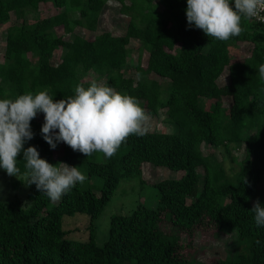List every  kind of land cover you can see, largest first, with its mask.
Masks as SVG:
<instances>
[{
  "label": "trees",
  "instance_id": "1",
  "mask_svg": "<svg viewBox=\"0 0 264 264\" xmlns=\"http://www.w3.org/2000/svg\"><path fill=\"white\" fill-rule=\"evenodd\" d=\"M109 1L128 17L124 33L104 30L92 38L75 35L72 40L57 33V27L65 34L76 27L96 31ZM47 2L58 12L24 22L29 11L36 12ZM186 6V0H0V25L7 24L12 13L22 20L7 28L0 60V99L47 91L55 102L74 96L84 74L98 76L104 78L102 85L134 97L150 116L165 109L175 129L130 135L106 161L94 160L93 154L85 157L58 143L57 161L84 165L88 176L100 177V194L92 186L77 184L51 207L52 200L33 184L28 192L30 208H23L19 201L0 202V264H197L181 253L179 233L191 239L198 227L207 226L219 232L226 227L236 229L239 250L231 259L202 264H264V227L255 225L249 204L264 177V80L259 76L264 64V27L242 17L239 36L217 41L187 26ZM74 12L78 17H71ZM132 40L148 51L145 66L139 57L136 73L168 79L165 100L155 80L125 76L122 68ZM239 41L252 43L250 54L232 61L230 44ZM58 50L60 60L54 63ZM226 69L227 81L219 84ZM203 98L212 104L202 106ZM224 98L230 99L228 108L223 106ZM43 123L38 114L30 121L34 137L23 147H36L39 158L52 164L56 148L43 140ZM203 143L224 149L238 166L236 174L231 175L222 161L205 155ZM239 145L244 147L240 160L231 154L232 147ZM145 163L184 174L153 183L159 195L155 207L140 204L130 214H113L107 240L97 245L93 220L123 178L147 182ZM24 164L21 153L17 156L21 174ZM197 167H202V174ZM189 197L194 199L188 202ZM76 212L90 216L85 242H72L62 227L63 216Z\"/></svg>",
  "mask_w": 264,
  "mask_h": 264
},
{
  "label": "clouds",
  "instance_id": "2",
  "mask_svg": "<svg viewBox=\"0 0 264 264\" xmlns=\"http://www.w3.org/2000/svg\"><path fill=\"white\" fill-rule=\"evenodd\" d=\"M186 5L187 26L200 29L217 41L239 36L242 17L251 19L264 12V0H233L231 5L229 0H186ZM259 76L264 80V64L259 67ZM52 97L47 91H40L19 95L14 100L0 99V168L18 178L21 172L17 156L22 153L23 183L34 184L50 200L58 201L87 177L78 167L63 162L49 164L39 158L36 147H23L34 137L30 121L38 113L44 114L40 131L51 149L63 142L85 157L103 153L106 158H111L130 135H146L150 115L134 97L95 81L87 89L77 85L75 95L67 99L54 102ZM250 212L255 225L264 227V207L258 199Z\"/></svg>",
  "mask_w": 264,
  "mask_h": 264
},
{
  "label": "rangeland",
  "instance_id": "3",
  "mask_svg": "<svg viewBox=\"0 0 264 264\" xmlns=\"http://www.w3.org/2000/svg\"><path fill=\"white\" fill-rule=\"evenodd\" d=\"M162 9V7H160ZM58 12V9L52 2L42 3L38 11H29L24 19V22L31 23L39 18L48 17ZM72 18L78 17L77 13H71ZM128 17L120 12L119 6L112 1H109L103 11L101 12L98 27L96 31H90L82 27H76L72 33L65 34L62 27H57L58 34H63L65 39L72 40L75 35H80L85 38H92L97 33L108 30L113 34H122L125 32ZM15 15L11 14V19L7 24L0 25V60H2L5 50V39L7 28L10 25L20 24ZM252 48L250 42H236L230 44L229 52L232 61L243 60L249 56ZM129 55L127 64L122 68L126 77L137 78L136 65L140 57L141 65L145 66L148 58L147 49L141 45L137 40H132L129 44ZM61 51L58 50L53 58V62L57 63L60 60ZM35 61V58L33 57ZM227 69L220 77L218 83L224 84L227 81ZM139 79L144 82H151L155 80L161 90L160 98L165 100L169 94L166 90L168 87V79L159 77L155 74L142 75L139 74ZM91 81H95L98 85L104 83V78L98 76L83 75L81 84L84 88ZM211 101L208 98L201 100L202 106H209ZM230 104L229 98L223 99V106L228 108ZM147 114V113H146ZM39 119H44L42 112L38 113ZM148 131L153 132H173L174 126L168 121L165 109H161L156 116H150L147 121ZM202 151L205 155H210L217 161H222L223 165L227 168L231 175H235L237 171V164L231 160V157L222 148H216L209 144L203 143ZM61 153V147L56 148L54 160L52 165L58 163V155ZM231 154L235 155L238 160L243 157V145L232 147ZM92 158L97 161H106L103 153H93ZM79 170L86 175L87 179L84 183L80 184L81 187L92 186L96 194H100L102 180L100 177L93 175L88 176L84 165L78 167ZM198 173L202 174V167H197ZM184 174L183 170H173L165 166H155L151 163H145L143 168V176L147 180L146 183H141L137 177L123 178L114 194L104 207L103 211L93 220L94 238L97 245L102 246L108 238L110 219L113 214H130L138 205L143 204L148 207H155L158 203V190L154 182L163 179L180 178ZM20 180H19V179ZM18 178L9 176L3 168H0V202L10 203L12 201H19L23 208H30L32 205L31 200L28 198L29 187L23 183L24 177L21 174ZM202 186V179L200 180V187ZM61 199V198H60ZM59 199V200H60ZM194 197H189L188 202L193 200ZM264 203V177L261 182L256 186L253 194L249 199V204L253 206L256 200ZM58 201H52L51 207L55 206ZM89 225L90 216L83 212H76L72 215H64L62 219V227L67 232L66 237L72 242H85L89 239ZM166 231H171L169 225H165ZM177 235V234H176ZM178 236V235H177ZM179 239L183 243L181 253L190 258L197 264L213 261L217 258L231 259L239 250V243L237 231L234 228L226 227L222 231H217L212 226L198 227L192 238L184 233H179Z\"/></svg>",
  "mask_w": 264,
  "mask_h": 264
},
{
  "label": "built area",
  "instance_id": "4",
  "mask_svg": "<svg viewBox=\"0 0 264 264\" xmlns=\"http://www.w3.org/2000/svg\"><path fill=\"white\" fill-rule=\"evenodd\" d=\"M230 5L233 3V0H229ZM252 22H255L257 24H259L260 26L264 27V12H260L259 15H257L256 17H253L250 19Z\"/></svg>",
  "mask_w": 264,
  "mask_h": 264
}]
</instances>
